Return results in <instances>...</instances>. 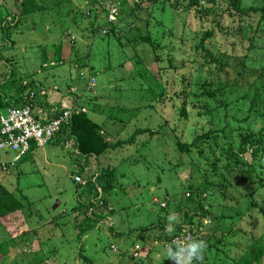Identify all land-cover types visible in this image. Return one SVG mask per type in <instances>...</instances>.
I'll return each mask as SVG.
<instances>
[{
  "label": "rangeland",
  "instance_id": "1",
  "mask_svg": "<svg viewBox=\"0 0 264 264\" xmlns=\"http://www.w3.org/2000/svg\"><path fill=\"white\" fill-rule=\"evenodd\" d=\"M128 1L122 0L119 7H123ZM134 1L144 2L142 6L146 12L147 9L153 8L149 0ZM243 1L245 7L249 8L254 2L256 5L260 4L261 0ZM43 4L48 5L49 9L31 13H23L20 7L18 8L20 12L15 10L18 12L16 14L20 19L19 26L23 35L14 38V47H11L10 41L4 43L6 47H0V69H7L0 74L5 78V81L2 79L4 83L1 84L0 94H6L4 91L8 83L6 77L12 70L19 82L23 81L24 86L29 85L27 92L30 91L33 86L32 81L38 75L42 77V80H47L51 87L60 86L62 88L71 73V65L67 63L64 68L60 65L53 66L51 62L56 61L61 55L59 43L61 37L65 36L64 32L67 27L74 34L70 35L68 42L64 40L65 46L62 51L72 56L78 55L79 61L77 62V59L76 62L75 59L72 61L73 64H79L74 67L73 76L77 79L79 72L81 80L76 81V84H87V86L80 85L76 91L77 97L73 96V101L81 112L87 113L92 123L97 122L99 126L109 130L117 140H127L133 137L137 129L148 128L154 131L159 129L161 134L152 138L150 133H140L133 143L126 144L111 153V164L112 167H116L115 170L119 175L117 180L119 179V185H121L116 193L110 195L115 216L110 215L105 224L98 225L97 223L90 234L84 235L79 241L77 234L81 222L85 219L86 205L82 207L83 210H74L79 206V201L70 203L75 198H79L82 202L83 197L73 183L74 176L69 169V161L72 163L70 156L75 146L61 148L60 145L46 144L44 149L36 148V152L34 150L18 162H15L18 155L16 151L0 149V167L3 164L6 165V169H0V182L21 193L32 203L28 210L31 214L30 219L26 217L28 212H25V215L11 212L0 219V227L11 229L8 232L10 235L5 237L9 238L0 244L2 247L10 244L9 239L13 235L16 237L17 234L29 230V233L17 239V245L9 246L11 251L7 258H3L0 253V264H169L165 262L168 248H165V243H158V237L161 235L159 227L163 226L164 221H168V213L181 204L184 193L190 190L191 184H199L204 179L223 182L220 175L223 165L218 161V163H211L207 159H199L196 153H193L191 161H188L189 154L181 155L167 130L161 126L167 121L170 128H176L178 131L183 129L181 132L183 143L192 142L200 133H198V125L193 124L190 118H184L185 125L175 119V111L180 112L179 107L183 100L182 74L191 73L195 77L198 75L193 64H197L196 60H203L201 56L203 48H198L203 34L209 29L219 30L218 36L208 40L205 46L214 52H220L221 55L234 54L235 45H237L236 52L241 55L243 47L249 44L247 39L257 36L256 50L264 63V34L262 31L264 23L259 27L258 32H249L247 37H244L243 33L242 38L237 34L240 30L238 20L243 18V15L234 13L236 10L230 6L228 0H216V3L201 0L200 5L191 4V0H163L154 5L153 17L147 28L154 45H157L156 53L161 59L159 61L143 59L148 72L144 80H141L142 77L134 78L130 75L129 71L134 66L131 64V58H128L133 55L131 51L135 52L134 62L140 60L139 56L143 58L150 55L151 47L138 42L143 29L140 21H137L136 29H130V31L125 29V32L119 33L122 37L119 41L114 37L100 39L96 37L90 58L80 59L89 52L86 39L97 33L86 29L83 35L79 31L80 26L71 22L72 18L56 16L58 11L63 12L67 9L65 2L40 0L36 2V8ZM0 6H2L1 2ZM161 6L165 7L164 10ZM73 8L70 5L68 12ZM201 8H203L202 11H200ZM80 11L82 12L81 9ZM2 14L6 19L5 10H2ZM103 14L106 13L103 12ZM106 16L108 17L109 13ZM77 17H80V14ZM252 17V14L245 16L248 20ZM35 18L39 21H49L50 33H44L40 24L41 30L35 35L32 30L35 26ZM258 21L260 22V17L256 23ZM58 22L62 24L59 25ZM98 22L102 25L104 19H98ZM249 23L250 21L246 22L247 25ZM8 24L10 25V22ZM9 25L5 26L4 30L13 32L15 36L14 30ZM29 28H32V33L28 32ZM62 29H64L63 33ZM228 32L236 37L224 38V34ZM2 34L3 32L0 33V44L5 40ZM53 38L55 40L53 44L57 45L54 51L52 44L49 46V52L43 49L44 46H35L46 45L49 39ZM236 38H240V41H236ZM69 42H77V44L70 46ZM47 53L50 56H45ZM43 57L46 63L43 62ZM187 57L189 59L184 67L183 61ZM254 57L258 59L257 56ZM122 62H125L123 67L120 66ZM90 65L98 71L96 72V84L94 78L88 77L87 69ZM137 66L142 71L145 70L142 64ZM223 79L226 80L224 77ZM228 80L233 82L234 76H230ZM236 81L244 86L250 82L249 79L242 80L241 78H237ZM103 84L104 86L101 87ZM152 89L154 94L150 95ZM162 91L165 92L161 93ZM137 92L140 93L139 96ZM140 95L144 100L141 103H139ZM82 98L84 101L79 102ZM28 99L32 100L30 97ZM152 104L156 107H152ZM248 104L246 102L238 108L246 111ZM189 112L192 117L197 115L193 107ZM229 113L234 115L230 111ZM222 116L223 113L218 112L217 128H224L226 124L221 120ZM243 117L242 114L240 118ZM68 125H64L63 128H67ZM252 128L258 130L261 128V122L255 123ZM202 133L204 130L201 129L200 134ZM234 144L238 146L236 141ZM221 148L217 151L219 156L224 152L225 146ZM42 156L44 159L41 158ZM35 157L38 159L35 160ZM101 163L103 167L106 166L104 162ZM88 173L94 174L95 172L88 170ZM77 179L81 183L85 181L84 177L83 179L77 177ZM222 191L220 186L208 190L207 202L212 214L211 218H208L209 225L199 229L195 237L192 235L190 237L188 232H184L185 242L198 239L207 243L203 263L238 264L254 245L261 243L263 245L264 215L253 218V213L246 216L249 201L243 196L244 191L232 187H227V191L223 193ZM262 192L264 193V190ZM89 195L87 193L85 197ZM108 195L105 193L106 197ZM256 199L263 203L261 196ZM166 207L168 209H165ZM179 212L175 213L177 221L184 218V215ZM152 224H155L156 229L148 228ZM35 225L38 228L36 238L35 233L31 231L35 229ZM20 226L24 227L19 231ZM110 226L115 228L111 230ZM145 229L148 231H143ZM30 238L33 242L35 241L32 245L28 242ZM137 245L140 246V257L134 259L133 249ZM32 246L41 248L38 253L31 255L30 249H34ZM193 263L198 264L196 261Z\"/></svg>",
  "mask_w": 264,
  "mask_h": 264
},
{
  "label": "trees",
  "instance_id": "2",
  "mask_svg": "<svg viewBox=\"0 0 264 264\" xmlns=\"http://www.w3.org/2000/svg\"><path fill=\"white\" fill-rule=\"evenodd\" d=\"M37 1L40 0H16L14 6H9L10 3L8 5V3H6L7 0H3L2 6H0V15L2 14V10H5L7 18L8 16H13L14 18L12 24L10 23V25L8 23L6 25L3 24L7 21V18L4 19L3 17L0 19L3 24L1 26V32H3L2 37L5 38V40L2 41V44H0V47H6L4 46L6 41H10L11 47H14V38L17 37V35H21L15 33L14 36L13 32L4 30L5 26L8 25L14 31L19 27L20 19L17 15L18 12L15 10L20 12L18 9L20 7L22 8L23 13H31L32 11L37 12V10L49 9V6L46 4L37 6L36 8ZM62 1L64 2L65 0ZM121 1L122 0H87V5L91 7L90 10L92 12L90 11V15L87 11H82L80 13L91 17L93 27H91L92 29L79 28V31L83 33L84 30L89 29L95 31L99 35V39L102 36L106 38L114 37L119 41V39L122 38L119 33L125 32V29L127 31H130V29H136L137 21H140L143 24V29L140 32L142 35L138 39V42H142L144 45L148 44L151 47L149 50L150 55L143 58L139 56L140 60L134 62L135 52L131 51L133 55L128 58H131V64L134 66L133 69L129 71L130 75L134 78L137 76L142 77L141 80H144L147 76L148 70L144 65L145 60L143 59L147 58L149 61H159L161 59L156 53L157 45H154L153 38L147 32V28H149L148 26L150 25V20L153 17L154 5L161 3L163 0H149L151 1L150 3L153 8L147 9V12L142 6L144 2L129 0V3L126 2V4L120 8L119 6ZM209 1L211 3H216V0ZM228 1L230 6L236 10L234 13L243 15V18H239L238 20L240 21V30H238L237 36L239 35V37L243 38V33L244 37H247L249 32H258L259 27H261L264 23V0H261L258 5L254 2V4L249 8L245 7L246 5L243 0ZM116 4L119 7V16L117 21L110 22L108 17L105 18V16H103L101 19H104V23L100 25L97 21L99 16L94 13L96 12L94 9L99 7L98 5H100V7H104L103 5L116 6ZM191 4L200 5L201 0H191ZM70 5L74 7L73 10L68 12L70 6H67L66 13L63 14V17L69 16L75 18L77 8L73 3ZM161 8L164 10L165 7L161 6ZM202 10L203 8L200 9V11ZM103 11L106 14L110 13L109 8H103ZM251 14L253 15L251 20L245 18V16H249ZM258 17H260V22L258 21L256 23ZM17 19L18 21L15 23L14 21ZM132 19L134 20L132 21ZM248 21H250V23L247 25L246 22ZM255 26H257L256 29ZM94 27L97 28L94 29ZM262 31L264 34V30ZM218 33V29H209L201 37V42L198 48H203V52L201 53L203 60H196L197 64H193L197 69L198 75L195 77L191 73L182 74L181 81L183 86V100L179 107L180 112L179 110H176V118L174 117L184 125V118H190L193 124L198 125V133H201V129L204 130V133H199L192 142L183 143L181 139V132L183 129L178 131L176 128H170L168 125L169 122L167 121L166 124H162L161 128L163 127L167 130L168 134L175 143V147L181 155L189 154L188 161H191L193 153H196L199 159H207L211 163L221 162L223 165V171L220 172V175L222 176L223 182L215 180L207 181L204 179V181L199 182V184H191L189 187V196L187 195V192H185L181 204L177 206L176 209H173L168 213L169 216V214H175L180 211L179 213H182L184 218L182 220H178V222H173L172 224H169V221H164L162 228L166 229L167 226H170V228L173 227L172 232L169 233V231H163L162 235L158 237V243L171 242L172 238L179 235L180 231L183 230H188L190 235L195 237L199 229L208 227L209 224H206V220L211 218L212 214L210 206H208V196L206 193L210 188L213 189L215 186H220L221 190H223L222 193L227 191V187L237 188L244 191L243 196L249 201L246 216H250V214L253 213V218L258 217L259 215H264V193L262 192V190H264V63L262 62L261 55L256 50V42L258 38H256L257 36H253L247 39L249 44L248 46L245 45L243 47L241 55L239 52H236L237 45H235L234 48L232 47L235 50L234 54L221 55L220 52H214L205 46L206 42L214 38V36H218ZM64 34L67 36L69 35L68 37L70 39V35L73 34V32L67 31L66 29ZM224 35V38L226 39H228L229 36L236 37V35H233L231 32L225 33ZM63 38L64 37H61V42L59 43L60 49H62V44L65 42ZM236 41L239 42L240 38H236ZM76 43L77 42H69L70 46L72 44L76 45ZM91 45L92 44L90 43L88 47L90 48ZM55 46L57 45H53L54 50ZM46 49L48 50V48ZM182 50H184L183 46ZM45 56H47V54H45ZM254 56H257L258 59ZM189 57L184 59V67H186ZM85 58H90V52H88L84 58L80 59ZM74 59L75 62L76 59L77 62L79 61L77 54L73 56V60ZM43 60L44 63L47 62L45 57H43ZM56 61L60 65L67 63L73 64L72 58L65 61L62 59L61 55ZM124 63L125 62H122L120 66L123 67ZM140 64L145 66V70L142 71L137 66ZM45 65L47 66V64ZM81 68H83L82 64ZM230 76H234L235 80L233 82L228 80ZM223 77L226 80H224ZM237 78H241L242 80L249 79L250 82H248L247 86H244L239 81H236ZM1 79H4L5 81L4 77H1ZM7 81L8 83H6L4 90L6 91V94H0V110L2 113L7 112L11 107H20L29 102L35 104L38 99L37 97L40 96L39 98H41L40 91L38 89L35 90V84L32 83L33 86H31L30 91L27 92V86L29 85L24 86L22 84L23 81L19 82V79L17 80V76L13 70L9 73V76L6 77V82ZM32 92H34L35 95ZM164 92L165 91H162L161 93ZM139 94L140 93H138L137 96H139ZM151 94H154L153 89L150 90V95ZM150 95L149 97L151 98ZM140 96L141 98L139 99V103L144 101L142 99V95ZM28 97L32 98V100L28 99ZM246 102L249 103L246 111H242L238 108L239 106H243ZM152 107L156 106L152 104ZM191 107H193L197 114L194 117H192L189 112ZM229 111L234 115L230 114ZM218 112L223 113L221 120L226 123L224 128L216 127ZM242 114L244 117L240 118ZM257 122H261V128L255 130L252 127ZM206 125L207 129H205ZM61 131L62 132H59L56 137L50 140L48 144L51 143L55 146L60 145L61 148H66L70 141H74L75 150L72 152V156H70L72 157V163L69 161V169L71 170L72 176H74L73 183L83 197L81 198L82 202H80L79 198H75L70 203L79 201V206L75 207L74 210H83L82 207L86 205V209L84 210L85 219L81 222L79 226V233L77 234V240L79 241L84 235L90 234V232L96 227L97 223H101L103 220L105 221L110 215H115V211L111 205L110 195L112 193H116V191L121 188V185H119V179L117 180L119 175L115 170L116 167L110 168L107 163H105V167H103L101 163L102 167L98 165V168L95 170L96 172L94 174H89L88 170H91V158L96 157L99 159L102 155L107 154L111 150L115 151L118 148L124 147L126 144L133 143L137 135L140 133H150L153 138L160 135L161 131L159 129L154 131L148 128L137 129L133 137H130L127 140H117L109 132V130L99 126L98 124L92 123L88 116L83 112L73 114V120L70 123V126L63 128ZM234 141L238 143L237 147L235 146ZM222 146H225V150L219 156L217 155V151L222 149ZM36 148V144L33 143L29 153L33 152ZM77 177L81 179L84 177V183L79 182L80 180L77 179ZM205 178H207V176ZM87 193L90 194V198H88L89 196L85 197ZM105 193L109 195L106 197ZM72 195H74V193ZM256 196H261L263 203L259 202L256 199ZM84 201L85 203H83ZM31 206L32 203L24 195H21V193L16 192L0 182V219L7 216L11 212H18L19 214L23 213V215H25V212H28ZM207 206L208 209L206 208ZM165 209H168V207ZM30 215L31 214L28 212L26 217L30 219ZM154 226L155 224H152L148 228ZM22 227L24 226H20L18 230L20 231ZM114 228L115 227L112 226L110 229L113 230ZM10 230V228L5 229L0 227V244L9 238L5 237L10 235L8 234ZM31 231L35 233L36 238L38 231L37 226L35 225V229L33 228ZM143 231L148 230L145 229ZM26 233H29V230H25L19 235L17 234L16 237L12 234L13 236L9 239L10 244H7L5 247L0 245V253L3 258H7L8 255H10L11 249L9 246L17 245V239L19 237L22 238ZM28 242L32 245L35 241L33 242L30 238ZM171 246L174 247V244ZM32 247L34 248V246ZM40 248L35 247L34 249H30L31 255L38 253ZM165 262L173 264L168 256L165 258ZM196 263L209 264L200 261H196ZM238 264H264V242L263 245L262 243L257 246L254 245L251 251H249L245 258L241 259Z\"/></svg>",
  "mask_w": 264,
  "mask_h": 264
},
{
  "label": "crops",
  "instance_id": "3",
  "mask_svg": "<svg viewBox=\"0 0 264 264\" xmlns=\"http://www.w3.org/2000/svg\"><path fill=\"white\" fill-rule=\"evenodd\" d=\"M60 1H62V0H60ZM84 1L85 0H80L78 2H77V0H65L64 2L66 3L67 6H70V4L73 3L75 5V7L77 8V11L75 12V18L69 17V18H72L71 22L73 24L79 25L80 26L79 28H81V29H85V28L92 29L91 27H93V25H92V19H91V17H88L87 15H82L80 13L81 12L80 9H86V10H82V11H87L88 14L90 15V8L91 7L86 5L87 4V2H86L87 0L85 2ZM0 2H1V4L3 3V1H1V0H0ZM15 2H16V0H7L6 3H8V5L10 3L9 6H14L15 5ZM83 2L85 4H83ZM98 6L99 7H97L96 9H94V11H96L94 13L95 14H98L99 19L102 20L101 17H103V16H105V18L107 17L106 14L105 15L103 14V12H104L103 11V8H108V6L107 5L106 6L103 5L104 7H100V5H98ZM65 13H66V10L63 11V12L58 11L55 15L58 16V17H60V18H62L63 17V14H65ZM79 13H80V17H77L79 15ZM2 18H3V14L0 15V19H2ZM13 18H14L13 16H8L7 21L4 20L5 22L3 24L6 25L8 22H10L12 24ZM17 21H18V19L15 20L14 22L16 23ZM58 23H59V25L62 24L61 22H58ZM0 24H1L0 25V33H1V26L3 25L2 24V20L0 21ZM40 24L42 25V28L44 29V33H50V29H49L50 28V23H49V21H47V20H40L39 21L36 18H35V26L33 27V29L32 28H29L28 29V32H31V29H32L33 32H35V35H36L37 31L41 30V25ZM81 25H83V26H81ZM66 29H67V31H71V29H69L67 27H66ZM63 31H64V29H62V33H63ZM14 33L23 35V31L21 30L20 26L14 31ZM82 34L84 35V33H82ZM17 36H19V35H17ZM63 37H64L63 38L64 40L69 41L68 40L69 37L67 35H65ZM96 37H99V35L98 34H95V36H93V37H91L89 39H86V44H90V43L92 44L90 46V48L88 47V50H89L90 53L93 50V47H94V44H95V41H96ZM53 43H55L54 38L53 39H49V42L46 43V45H42L41 46L40 44H38V45H35V46L36 47H43L44 46L43 49L44 50H47L46 48H48L47 51L49 52V46H50V44H52V47H53V45H54ZM62 46L64 47L65 44H62ZM63 47H62V49H63ZM62 49H61V57H62V59H64L65 61H67L68 59L72 58V61H73V56L71 54H69V53H65L64 51H62ZM79 49H80V47H79ZM53 51H54V49H53ZM83 54H85V53H83ZM47 56H50V55L47 53ZM51 63L53 64V66L54 65H60L57 61H54V60H52ZM70 65H71V67H70L71 73L68 76V78L66 79L67 80V83L64 82V86L62 88H60V86L51 87V85H49L47 83V80H42V77L40 75L35 76V80H33L32 83L35 84V90L38 89L40 91L41 98H39L40 96L37 97L38 98L37 99V102L35 104L33 103L32 105H33V108L35 110V115L40 120H42V121L50 120V119H52V118H54L56 116H59L63 111H65V110H67L69 108H73L75 111H77V109H78L79 113L81 112L80 108L77 105H75V103L73 101V96L77 97L76 96V91H78L80 85H84V86L86 85L87 86V84H76V81H80L81 80L80 75H79V72H78V76L79 77L77 79H75L74 76H73L74 75V70H75L74 67L78 66V64L77 63H74V64H70ZM60 66H64V68H66V64H62ZM87 70H88V73H89V76L88 77L89 78H94L95 84H96L97 83V80H96V72H98L97 69L93 65H90V67H88ZM102 70H104V69H102ZM5 71H7V69H4V68L0 69V74H1V72H5ZM77 71H78V69H77ZM81 73H83V72H81ZM1 77L2 76L0 75V78ZM2 83H3V81L1 79V84ZM102 86H104V84L101 85V87ZM90 88H91V86H90ZM73 89H74V91H73ZM80 101H84L83 98L81 100H79V102ZM84 114L87 115V113H84ZM72 120H73V117L71 118L70 123L72 122ZM70 123H69V125L67 127L70 126ZM95 123L98 124L97 122H95ZM72 146H74V141L73 140L70 141V143L67 145V147H72ZM37 148H39V147H37ZM40 148L41 149H44L45 147L44 148L43 147H40ZM1 150H6V149H1ZM115 151H117V149ZM115 151H112L111 150L107 154L102 155L99 159H97L96 157L91 158V162H90L91 166H90V169L92 171L96 172L95 170L98 168V165L101 166V162L107 163V165L110 168H112L113 165L111 164L112 163L111 162L112 160L110 159V155H111V153H114ZM35 152H36V150H35ZM41 158L44 159L43 156ZM22 159H20V160H22ZM36 159H38V158L35 157V160ZM18 161L19 160H17V157H16L15 162H18ZM3 166H6V165L3 164ZM3 166H1L0 169L1 168L3 169ZM89 174H91V173H89ZM58 204H59V202H58ZM106 220L108 221V219H106ZM105 221L103 220L101 223L102 224H105ZM99 224L100 223H98V225ZM169 227L170 226H167L166 229H163L162 226H160L159 228L161 230V235H162L163 231L165 232ZM100 228H102V227H100ZM110 228H111V226H110ZM151 228H155L156 229L155 226L154 227H151Z\"/></svg>",
  "mask_w": 264,
  "mask_h": 264
},
{
  "label": "built area",
  "instance_id": "4",
  "mask_svg": "<svg viewBox=\"0 0 264 264\" xmlns=\"http://www.w3.org/2000/svg\"><path fill=\"white\" fill-rule=\"evenodd\" d=\"M116 12L117 9L114 8L112 13ZM72 110L73 108H69L47 121H42L35 115L31 102L20 107H11L7 113L0 110V149L16 151L17 160L22 159L31 151L33 143L37 147H44L61 132L64 125L70 123L73 114L79 113L78 110Z\"/></svg>",
  "mask_w": 264,
  "mask_h": 264
},
{
  "label": "clouds",
  "instance_id": "5",
  "mask_svg": "<svg viewBox=\"0 0 264 264\" xmlns=\"http://www.w3.org/2000/svg\"><path fill=\"white\" fill-rule=\"evenodd\" d=\"M108 8L110 9L108 20L110 22H114V21L116 22L118 19V16H119V9H117L119 7H117L115 5H109ZM114 8L117 9L116 14L112 13ZM111 16H114V19H111ZM32 93H34V92H32ZM33 111L35 113L34 108H33ZM187 195L189 196V191H187ZM164 205H165V202H164ZM208 206L206 207L207 209H208ZM208 220L209 219L206 220V223L209 222ZM168 221L170 224L173 222H178L176 220L175 214H169ZM172 228L169 227L166 231H169V233H171ZM175 232H177V231H175ZM184 232L186 233V232H188V230L187 231H185V230L180 231L179 235L174 236L172 238L171 242H165V248H168L167 249L168 258L173 262V264H193V261L203 262L204 253L206 252L207 247H208L207 243L203 240H190L188 242H185L186 238H185ZM188 234L190 237H192L189 232H188ZM156 242H158V241H156ZM172 244H174V247L171 246ZM140 252H141L140 246L137 245V247H135L133 249V256L132 257L134 259L140 257Z\"/></svg>",
  "mask_w": 264,
  "mask_h": 264
}]
</instances>
